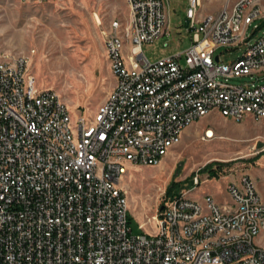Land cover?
<instances>
[{
  "label": "built area",
  "instance_id": "1",
  "mask_svg": "<svg viewBox=\"0 0 264 264\" xmlns=\"http://www.w3.org/2000/svg\"><path fill=\"white\" fill-rule=\"evenodd\" d=\"M263 2L228 0L203 14L201 0H187L191 44L152 61L143 45L168 32L170 0H127L128 26L113 21L105 39L115 84L91 116L40 88L28 58L1 53L0 264H264V198L249 174L227 182L224 204L191 197L195 176L148 218L153 233L143 223L132 232L122 186L131 167L160 163L209 112L264 117V82L253 80L264 74V31L254 41L247 33L261 28ZM242 44L231 64L216 60L219 47Z\"/></svg>",
  "mask_w": 264,
  "mask_h": 264
},
{
  "label": "rangeland",
  "instance_id": "2",
  "mask_svg": "<svg viewBox=\"0 0 264 264\" xmlns=\"http://www.w3.org/2000/svg\"><path fill=\"white\" fill-rule=\"evenodd\" d=\"M227 1L201 0V12L218 13ZM262 4L263 17L255 22L261 28L255 31L251 25L247 31L251 41L264 31ZM186 7L187 0H170L168 32L143 45L150 60L177 55L191 44ZM129 18L127 0H0V54L28 58L40 88L58 93L75 115L91 116L115 84L105 49L106 36L113 21H120L125 29ZM246 49L247 44L234 49L221 46L215 57L221 55V61L231 64ZM181 62L185 63V57ZM249 80V76L235 77L228 82L241 84ZM253 80L263 83L264 74L259 78L255 75ZM207 129L213 130V137H205ZM260 159L264 160V117L246 113L236 119L219 111L209 112L183 130L180 142L163 161L130 168L125 175L122 186L132 215V232L143 233V223L145 230L153 233L155 221L147 223L148 218L168 199L193 187L197 175L200 184L191 197L201 199L212 194L221 204L231 202L227 182L247 172L264 198V161L261 164ZM172 186L173 194L169 195ZM256 241L264 245V241Z\"/></svg>",
  "mask_w": 264,
  "mask_h": 264
},
{
  "label": "crops",
  "instance_id": "3",
  "mask_svg": "<svg viewBox=\"0 0 264 264\" xmlns=\"http://www.w3.org/2000/svg\"><path fill=\"white\" fill-rule=\"evenodd\" d=\"M165 158V157H164ZM261 160V164H263L262 162L264 161V160H262V159H260ZM163 161V160H162ZM245 173H247V172H245ZM247 174H249V173H247ZM250 175V174H249ZM251 176V175H250ZM258 238V240H262V241H264V236L263 235H261V236H258L257 237Z\"/></svg>",
  "mask_w": 264,
  "mask_h": 264
},
{
  "label": "trees",
  "instance_id": "4",
  "mask_svg": "<svg viewBox=\"0 0 264 264\" xmlns=\"http://www.w3.org/2000/svg\"><path fill=\"white\" fill-rule=\"evenodd\" d=\"M206 167H207V169H208V165H206L205 168H206ZM172 188H173V186H172V187L169 189V191H168V192H169V193H168L169 195H172V194H173V189H172ZM131 218H132V215L130 216V219H131Z\"/></svg>",
  "mask_w": 264,
  "mask_h": 264
},
{
  "label": "bare ground",
  "instance_id": "5",
  "mask_svg": "<svg viewBox=\"0 0 264 264\" xmlns=\"http://www.w3.org/2000/svg\"><path fill=\"white\" fill-rule=\"evenodd\" d=\"M209 134L214 136V132L213 131H209ZM136 167H138V166H136ZM131 168H133V167H131Z\"/></svg>",
  "mask_w": 264,
  "mask_h": 264
},
{
  "label": "water",
  "instance_id": "6",
  "mask_svg": "<svg viewBox=\"0 0 264 264\" xmlns=\"http://www.w3.org/2000/svg\"><path fill=\"white\" fill-rule=\"evenodd\" d=\"M218 59H219V56L217 55V56H216V60H218ZM162 208H163V206H162Z\"/></svg>",
  "mask_w": 264,
  "mask_h": 264
}]
</instances>
